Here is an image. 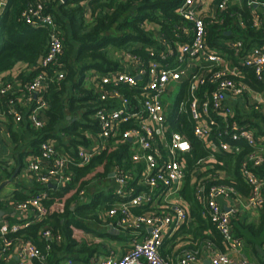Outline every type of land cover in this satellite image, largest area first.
<instances>
[{"label":"built area","instance_id":"2783aa9c","mask_svg":"<svg viewBox=\"0 0 264 264\" xmlns=\"http://www.w3.org/2000/svg\"><path fill=\"white\" fill-rule=\"evenodd\" d=\"M214 1L182 0L176 9L181 22L171 36L161 33L159 24L147 22L146 29L155 33L152 44L120 50L115 69L104 73L93 71L88 88L94 96L91 118L98 130L83 131L90 142L78 145L76 159L60 152L50 139L44 140L38 153L27 159L25 170L32 181L41 186L64 187L75 179L72 164L84 167L105 150L125 149L121 162H116L109 174L117 200L99 217L113 230L134 231L131 247L122 256L110 252L88 264H174L172 258L161 253V247L168 235L190 219V210L179 196L188 176L203 215L214 224L225 246L224 250L218 249L211 241V264H249L248 260L229 254L240 252L244 245L234 233L232 219L240 211V205L264 207V177L255 171L264 163V147L260 145L264 137L257 136L250 124L239 122L240 108L236 106L251 101L261 111L264 107L263 92L245 81V70L251 69L257 80L264 83V45L246 48L236 38H227L220 46L210 44L209 24L229 3ZM8 2L0 0V19ZM47 4L48 0H29L21 12L27 24L49 30L48 48L33 68L41 70L24 82L20 79L22 69L16 65L0 78V97H6L1 107L4 116L17 124L26 120L36 129L46 124L44 113L49 104L45 93L50 82L66 76L59 64L63 35L53 15L46 11ZM250 4L259 6L257 0ZM263 22L264 15L253 11V27L259 28ZM239 23L246 27L241 15ZM48 68L53 69V74ZM244 114L247 113L241 112L242 120L246 119ZM186 127L191 128L208 152L192 165L189 160L194 146L184 130ZM242 143L252 147L241 164L246 194L235 183L223 181L225 177L220 170L210 171L211 164L221 163L218 153H239ZM1 151L0 143V173L10 172L14 168L13 158H4ZM6 180L10 178L5 177ZM80 194L83 197L85 190ZM47 196L43 191L23 201L4 198L9 203L7 211L10 215L15 212L13 216L18 212L20 222L11 224L10 215L1 218L0 264L12 249L17 251V264L45 260L46 255L36 243L22 236L11 237L9 233L47 219L49 211L44 204ZM232 199L234 205L230 203ZM163 204L167 207L162 208ZM39 234L51 242L62 241V235L48 224L40 228ZM198 256V250H185L176 264H193Z\"/></svg>","mask_w":264,"mask_h":264},{"label":"trees","instance_id":"16d2710c","mask_svg":"<svg viewBox=\"0 0 264 264\" xmlns=\"http://www.w3.org/2000/svg\"><path fill=\"white\" fill-rule=\"evenodd\" d=\"M28 1L9 0L7 9L0 19V78L19 63H26L32 67L28 74L23 75L24 82L32 79L41 70V68L36 70L33 68L46 52L50 34L48 29L33 27L21 18V12ZM251 1L228 3L227 7L217 14L208 28L210 44L220 46L225 39L236 38L242 40L246 48L264 45V22L259 28L253 27L254 6L250 4ZM181 2L182 0H66L65 2L48 0L46 11L53 15L63 35L64 49L59 64L65 70L66 76L61 81L50 82L45 93V99L49 104L44 113L45 126L36 129L25 121L21 122V125L26 126L34 136L31 141L34 153H38L39 146L44 140L51 139L55 141L56 148L60 152L77 158L78 145H87L90 142L83 131L91 130L96 133L98 130L96 121L91 118L94 112L92 102L94 96L86 83L87 73L89 71L104 73L115 69L119 65L117 53L120 50H131L140 44H152L155 33L146 29L147 22L159 24L160 32L171 36L172 30L181 22V18L176 13ZM257 2L264 9V0ZM240 15L246 22V27H242L239 23ZM229 31L231 34L227 35ZM233 60L238 62L239 59L233 57ZM47 71L53 74L52 68H48ZM245 73L247 83L257 90L264 89V83L257 80L251 69H246ZM5 102L6 97H0L2 108ZM252 108L249 114L243 115L246 118L244 120L241 119V112L237 110V118L241 124H250L257 136H264V113L255 106ZM184 130L194 146L193 157L189 160L192 165L196 159L207 155L208 152L194 137L190 127ZM11 136L16 144L12 154L15 163L11 172L4 171L5 175L0 173L1 187L5 177L10 178L25 165L26 153L21 149V138L14 131ZM260 145L264 146V141ZM242 146V151L239 153H218L217 159L222 163L211 164L213 167H210V171L229 170L232 176L223 181L235 183L238 188L246 185L241 173V164L252 150L247 143H242ZM123 150L125 149L105 150L84 167L72 164L70 168L74 172L75 179L64 187L41 186L32 180V186L29 187L20 182L15 183L17 188L10 194L15 201H23L43 191L48 193L47 198L44 199L49 211L47 219L32 223L17 233H9L11 237L22 236L33 241L46 255L44 261L35 260L34 264H68V261L72 264H86L102 252L108 253L104 244L90 240L88 234L118 240L126 239L125 236L118 237L115 233L95 228L102 222L106 223L100 220L99 211L109 208L113 203L114 195L110 187L109 174L114 164L121 162ZM255 171L259 176L264 177V163L255 168ZM103 180H106L107 184L99 188L98 182L95 181L101 183ZM82 190H85L83 197L80 194ZM181 192L192 205L194 235L201 241L210 239L207 242L212 241L224 250L222 236L211 220L203 215L202 206L195 197L191 176L186 178ZM87 196L88 200H83ZM0 208L9 210V203L4 198H0ZM135 210L142 211L139 208ZM8 219L11 224L20 222L14 216H9ZM44 224L50 225L56 233L62 235V241L57 243L43 238L39 230ZM246 226L255 231V225ZM182 229H185V226ZM207 229L211 230L210 234L205 233ZM161 251L166 254L163 249Z\"/></svg>","mask_w":264,"mask_h":264},{"label":"crops","instance_id":"0c3cea01","mask_svg":"<svg viewBox=\"0 0 264 264\" xmlns=\"http://www.w3.org/2000/svg\"><path fill=\"white\" fill-rule=\"evenodd\" d=\"M230 1V2H229ZM229 3H236L241 2V0H228ZM253 11L258 10V12L264 13V9H262L260 6H254ZM22 69V73L20 74V79L23 78V75L28 74L30 71V65L26 63H19L17 65ZM22 80V79H21ZM262 91L263 90H258ZM241 105V103H240ZM236 106L239 107L238 109L240 112H246L247 114L250 113L251 110H253V104L251 101L243 102L242 106ZM264 113V107L261 111ZM25 123L27 121L25 120ZM17 132L19 134V137L21 138L20 143L22 145V151L26 153L25 155V165L22 167L19 171H16L13 176L10 177V180H6L1 189H0V198H7L10 196V194L17 188L16 182H20L23 185L26 186H32L33 183L31 181V178L28 176L25 167L27 159L34 154V148L31 145V141L34 138L33 134L26 128V126H22L21 124H17L12 121L11 118H7L4 116V112L1 109L0 105V143L2 147L1 154L4 158L12 157L13 158V164L15 163L14 157L12 154L14 153L16 144L12 140V132ZM264 137V136H261ZM51 140V139H50ZM54 141V140H53ZM67 141V140H66ZM55 142V141H54ZM264 147V146H263ZM222 163V162H221ZM220 170L224 175L225 178L231 177L232 173L229 170ZM103 182V181H102ZM98 183V187H105L107 184L106 180L105 183ZM110 187L112 188V194L114 195V181L110 180ZM238 188V187H237ZM240 192L243 194H246L248 192V188L246 185H242L241 188H238ZM91 194V192H89ZM87 194V195H89ZM179 196H182L184 202L187 204L189 210H190V219L187 223H185L182 228L185 226V229H178L174 233L168 235L163 242V252L166 251V254L164 255L161 251V253L164 256H168L173 259L174 264L177 263L178 258L183 254L185 250H198L199 256L198 260L194 262L193 264H211V255H212V247L210 245V241L207 242L210 239H207V241H201L199 240V237H196L194 235L195 232H193L195 226L192 225L194 222L193 212H192V205L189 201L186 200L183 193ZM113 203L111 206L116 202L117 198L113 196ZM85 201L88 200V196L83 199ZM232 205L235 204V201L232 199L230 202ZM162 208H166L167 205L163 204L161 205ZM108 208L102 209L99 211V216L102 211H105ZM239 212L238 214L232 219L233 229L236 236H238L243 241V247L240 252H230L229 254L234 257L235 259H246L249 261V264H264V225H262V222L264 221V212L263 208L261 209H254V208H244L243 206H239ZM0 211H3V215L0 216V218L5 217L6 215H10L7 210H2L0 208ZM15 214V212H12V215ZM14 217H19V213L17 212ZM193 219V221H192ZM100 220H102L100 218ZM253 224L255 225V231L250 230L246 225ZM95 228L99 230L108 231L110 233H115L116 236L118 235L125 238H122L121 240L115 239V238H104L101 236L88 234L90 240L96 241L97 243H102L106 246V251L108 250V253L105 252L102 254H109L110 252L114 253L116 256H122L125 254L131 247L132 239L134 237V231H118L113 230L110 228V226H107L106 223L95 226ZM197 233V232H196ZM205 233L210 234L211 230L207 229ZM198 234V233H197ZM218 249L223 250L220 246ZM100 254V255H102ZM98 255V256H100ZM96 256V257H98ZM5 259L2 260L1 264H17V251L15 249H12L5 255ZM96 257H93L88 263L92 262V260ZM86 263V264H88Z\"/></svg>","mask_w":264,"mask_h":264},{"label":"rangeland","instance_id":"374dc122","mask_svg":"<svg viewBox=\"0 0 264 264\" xmlns=\"http://www.w3.org/2000/svg\"><path fill=\"white\" fill-rule=\"evenodd\" d=\"M113 54H114V56H115V52H114ZM93 75H94L93 71H89V72L87 73V81H86V83L88 84V86L91 85L90 78L93 77ZM11 171H12V170H11ZM11 171H10V172H11ZM95 182H98V183H99V181H95ZM102 183H105V180H103ZM105 185H106V184H105Z\"/></svg>","mask_w":264,"mask_h":264},{"label":"water","instance_id":"95a60500","mask_svg":"<svg viewBox=\"0 0 264 264\" xmlns=\"http://www.w3.org/2000/svg\"><path fill=\"white\" fill-rule=\"evenodd\" d=\"M66 0H64V2H65ZM231 34V32L229 31L228 33H227V35H230ZM3 211H0V216H2L3 215Z\"/></svg>","mask_w":264,"mask_h":264}]
</instances>
